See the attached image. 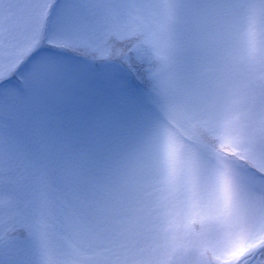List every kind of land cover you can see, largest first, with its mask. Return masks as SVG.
Segmentation results:
<instances>
[{
    "label": "snow or ice",
    "instance_id": "obj_1",
    "mask_svg": "<svg viewBox=\"0 0 264 264\" xmlns=\"http://www.w3.org/2000/svg\"><path fill=\"white\" fill-rule=\"evenodd\" d=\"M0 264H264V0H0Z\"/></svg>",
    "mask_w": 264,
    "mask_h": 264
}]
</instances>
